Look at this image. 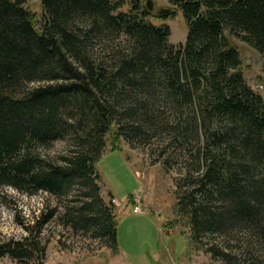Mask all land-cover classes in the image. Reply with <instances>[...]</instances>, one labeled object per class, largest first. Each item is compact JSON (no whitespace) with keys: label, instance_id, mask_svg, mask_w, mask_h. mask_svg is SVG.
Instances as JSON below:
<instances>
[{"label":"trees","instance_id":"16d2710c","mask_svg":"<svg viewBox=\"0 0 264 264\" xmlns=\"http://www.w3.org/2000/svg\"><path fill=\"white\" fill-rule=\"evenodd\" d=\"M168 2L155 12L151 0H41L40 24L26 0H0V189L73 196L61 222L116 254V206L97 163L122 142L152 147L167 134L186 159L176 213L191 244L224 264H264V99L232 43L258 51L264 74V0ZM179 10L188 34L173 45L150 18ZM59 141L65 154H41ZM59 207L0 242V258L43 264Z\"/></svg>","mask_w":264,"mask_h":264},{"label":"rangeland","instance_id":"374dc122","mask_svg":"<svg viewBox=\"0 0 264 264\" xmlns=\"http://www.w3.org/2000/svg\"><path fill=\"white\" fill-rule=\"evenodd\" d=\"M151 2L155 12L171 7L168 0ZM26 7L36 14L41 24L44 16L41 0H26ZM128 10V6L123 9L124 12ZM150 19L155 25L170 27L171 44L185 43L188 25L181 10L174 19ZM232 43L241 53V69L245 79L264 99L263 60L260 53L234 38ZM67 146L66 142L59 141L40 152L43 156L56 158L65 154ZM120 146L123 150L108 149L97 163L101 175V195L108 202L111 194L116 201V254L100 240L75 233L61 222L62 206L73 196L63 200L44 192L28 196L10 187L0 189V242L26 237L24 223L32 224L45 209L60 205L56 218L45 226L42 234L46 244L43 264H224L191 244L187 220L176 213V183L186 159L180 149L172 145L169 136L165 134L155 138L152 147H132L124 142ZM139 201L147 210L145 214L133 213ZM216 241L220 246L227 245L226 241L235 246L224 237H216ZM0 264H38V261L19 262L3 257L0 258Z\"/></svg>","mask_w":264,"mask_h":264},{"label":"built area","instance_id":"2783aa9c","mask_svg":"<svg viewBox=\"0 0 264 264\" xmlns=\"http://www.w3.org/2000/svg\"><path fill=\"white\" fill-rule=\"evenodd\" d=\"M115 199H112V203L115 204ZM147 212V210L145 208H143V206L141 205L140 201L138 202V204L136 206H134L133 208V213L134 214H145Z\"/></svg>","mask_w":264,"mask_h":264},{"label":"water","instance_id":"95a60500","mask_svg":"<svg viewBox=\"0 0 264 264\" xmlns=\"http://www.w3.org/2000/svg\"><path fill=\"white\" fill-rule=\"evenodd\" d=\"M152 9H153V6H152Z\"/></svg>","mask_w":264,"mask_h":264}]
</instances>
